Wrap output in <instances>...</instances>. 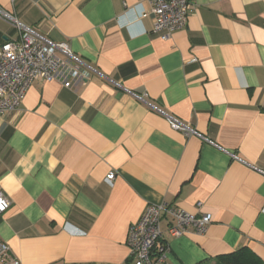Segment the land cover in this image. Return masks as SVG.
<instances>
[{"label":"crops","instance_id":"crops-1","mask_svg":"<svg viewBox=\"0 0 264 264\" xmlns=\"http://www.w3.org/2000/svg\"><path fill=\"white\" fill-rule=\"evenodd\" d=\"M189 1L185 28L154 33L147 0H0V47L14 19L92 72L0 115V242L20 264H134L129 228L162 203L211 219L173 237L164 218L165 264L243 247L264 264V0Z\"/></svg>","mask_w":264,"mask_h":264},{"label":"built area","instance_id":"built-area-1","mask_svg":"<svg viewBox=\"0 0 264 264\" xmlns=\"http://www.w3.org/2000/svg\"><path fill=\"white\" fill-rule=\"evenodd\" d=\"M147 1L151 9L141 12L140 16L154 18V33H172L187 26L193 8L189 0ZM12 21L19 36L0 47V115L17 110L35 81H56L73 91L90 82L91 70L74 56L67 44H55L18 21ZM170 122L173 129L187 136H200L197 131L175 119ZM115 177L116 174L112 172L108 180L112 181ZM10 206V200L0 193V218ZM201 206V203L197 204L198 208ZM166 217L172 221L169 232L173 237H181L191 231L203 235L211 225L207 215L191 214L165 203L149 205L140 219L129 228L128 246L134 264H165L168 248L159 242L162 239L161 223ZM0 264H20L18 259L11 256L9 245L1 242Z\"/></svg>","mask_w":264,"mask_h":264},{"label":"trees","instance_id":"trees-1","mask_svg":"<svg viewBox=\"0 0 264 264\" xmlns=\"http://www.w3.org/2000/svg\"><path fill=\"white\" fill-rule=\"evenodd\" d=\"M214 264H262L260 259L248 248L243 247L237 251L219 256Z\"/></svg>","mask_w":264,"mask_h":264}]
</instances>
